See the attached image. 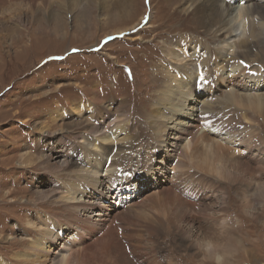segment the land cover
<instances>
[{"label":"rangeland","instance_id":"1","mask_svg":"<svg viewBox=\"0 0 264 264\" xmlns=\"http://www.w3.org/2000/svg\"><path fill=\"white\" fill-rule=\"evenodd\" d=\"M93 1L94 4L90 6L86 0H36V2L34 0H0V260L3 261L2 263L24 264L25 261L21 260L23 258L19 255L21 251H24L21 249L22 245H27V243H31V240L41 237L36 230L45 229L43 218L46 219L49 215L66 211L64 208L61 209L60 195H56L52 199L41 200L42 195L56 191L66 192L72 185L74 189H87L89 194L82 199L91 198L100 207L95 212L94 209L79 210V216L83 213L78 220L79 223L82 222V225L88 224V217L93 220L107 218L109 212L113 213L118 208L122 209L124 203H119L120 200L124 202L132 200L138 206V212L146 215L144 211L149 207H153V211H156L155 208L160 211L158 202L162 198L158 197L159 201L156 200V197L151 196L152 192H155L156 185L160 186V191L163 190L162 187L171 181V176H173L172 180L176 181V175L184 169L181 166L174 168L179 160H187L204 168L218 169V166L212 163L197 161L193 157L194 152L191 153L190 150H188L190 151L189 155L192 154L190 158L180 157L183 155L186 143H190L189 137L193 131L194 133L205 132L213 137H218L232 145L233 150H244L248 144H245L243 140H248L252 136L246 130L249 121H241L235 111L223 106L222 102H225L223 95L227 90L239 89H243L245 90L243 92L247 91V93L264 94V78L262 77L261 80L252 79L249 76L239 75L238 72L226 70L223 73L225 74L223 85L216 90L200 88L188 98L187 106L182 112H178L171 120H164L165 126H168L167 135L163 138L166 144H159L158 136L155 135L156 130L150 125L152 124L153 110L159 107L157 102H153L154 98L151 96L153 91L150 87L152 81L159 83L156 78L162 80L165 77V73L159 65L160 61L166 59L163 50L166 44L165 39L175 34V28L184 27L187 31L181 32L177 38L189 37L190 34L193 38L203 35L202 37L207 40L210 47L218 48L219 43L216 40V35L220 34L193 33L195 30L194 14L184 16L179 9L168 8L164 0H132L131 10L134 16L131 19L135 22L137 20V23L142 13L151 7V1L155 8L149 15L147 11L145 20L138 23L134 29L124 31V33H112L118 25L112 20H107L106 23L102 22L99 18L102 0ZM138 10L142 12L135 16V11L138 12ZM151 18H153V22L148 26L147 22ZM116 22L118 23L119 20ZM131 24L129 23L125 27ZM238 34L239 32H233V37L229 41L233 44L234 41L237 42ZM188 59L189 57L183 60V63L173 60H168V63L171 68V66L185 64ZM209 64L213 68L212 63ZM164 67L168 68L166 63ZM252 67L256 68L255 65ZM262 69L264 70V67ZM238 81L241 85L226 87L228 82L233 84ZM60 85L63 86L60 87ZM48 89L47 93L43 92ZM93 89L104 92L107 98L104 106L113 103L108 105V109L111 107L113 116L127 112L125 108L121 109V97L115 96V89L122 90V95H129V99L134 103L136 109L140 108L136 120L134 119L137 125L132 127L133 120L131 123L125 122L120 125L117 123L118 120H114L113 117L107 121L109 130H104L105 128L101 125L104 128L103 132L90 134L85 126L93 118L92 108L96 107L95 104L90 103ZM82 101L90 107L80 111L77 107ZM208 105L213 107L214 121L200 116L203 111L208 112ZM233 113L234 115H232ZM32 115L35 117L33 121L30 120L33 118ZM258 120L257 126L261 132H264L262 130L264 129V118H258ZM120 121L123 122V120ZM48 125L57 134L52 139L45 134ZM173 125L177 127H173ZM43 128L45 129L43 130ZM230 128L239 129V131L233 136L230 133ZM192 129L193 131H191ZM176 133L181 136V139L178 140V145L175 148L172 144L177 141L174 135ZM127 135H129L128 138ZM139 135H142L143 139H140ZM85 138L96 146H86ZM130 145L133 146V149ZM159 146L162 147L161 150H157ZM112 148L120 152L119 159L123 161L132 159L130 161L133 169H138L140 164L146 162L151 168L158 166L155 168L158 169V173L154 175L151 172L152 175L145 176L142 174L144 171L140 170L132 179V182L135 183L132 188L119 191L117 187L116 193L114 192L116 190H112L110 193L101 192L99 187H93L89 182L83 180L84 176L81 177L79 174L93 169L94 163L99 158L109 159L112 157L113 153L108 151ZM154 151L157 152L154 153ZM251 151L255 157L264 159V152L258 147L244 151L243 154L251 153ZM200 153L201 151L198 155ZM233 153L231 155H237ZM231 155L219 160L223 164H227L226 167L229 170L227 177L206 174L205 171L197 169L194 165L188 170L184 169L186 172L181 177L183 185L198 189V191L203 189L206 194L207 197H205L203 205L198 206L194 215L202 226L205 221L211 223L212 219H215V223H213L215 228H218L217 235H220H218L217 245L220 250L228 252L225 258L226 262L218 263L205 257L199 248L192 245V239H187L186 235L174 228L175 240H171L172 242L163 240H169L164 231H161L160 237L156 238L157 242H166L163 252L157 250L162 263L152 262L150 255H146L143 258L136 256L137 264H170V259L171 263L175 261L172 264H235L232 263L233 260H239L237 255L238 253L244 254V249L235 241L237 234L231 235L230 231L238 230L240 221H244L243 225L247 226L244 229L247 232L244 236L248 237L246 245L250 252L247 256L241 254L240 264H264V245L262 248L257 244L260 240L264 243V161L261 165L254 164L249 167L244 161L242 162L236 159V156ZM165 156L166 158L163 159ZM74 157L82 159L83 163L80 164L82 167L80 165L70 166L71 159ZM9 158L10 160L14 159L8 161ZM74 160L77 161V159ZM46 164L50 166L47 167ZM124 165L129 167L127 161ZM31 167L37 168L32 170ZM108 171L109 169L104 167L102 174L100 172L95 177L102 180L107 179ZM205 176L207 180L204 178ZM155 177L157 180L154 179ZM210 179H214L216 184L212 183ZM69 181L70 183H68ZM222 189L225 192L228 206H230L227 207V211L218 212V209L226 206L219 196ZM10 191L11 194L8 193ZM100 208L105 209L101 210ZM203 208L211 210L202 213ZM99 212L102 213L101 217ZM152 212L148 217H152ZM205 214L212 215L211 219H208ZM133 222H130L128 226H133L131 225ZM191 222L192 218L182 223L184 231L190 228ZM66 228L64 229L66 233H61L67 237L64 242L67 239L68 244L73 241L72 244L76 246V250L82 251L92 243L87 241L85 247L83 244L80 246L81 233L83 232L77 226ZM141 228L144 229V232L147 229ZM258 231L261 234L257 237ZM143 234L147 238V234ZM212 236L214 237V235ZM257 238L259 241H256ZM131 258L133 257L131 256ZM85 264H93V262Z\"/></svg>","mask_w":264,"mask_h":264},{"label":"bare ground","instance_id":"2","mask_svg":"<svg viewBox=\"0 0 264 264\" xmlns=\"http://www.w3.org/2000/svg\"><path fill=\"white\" fill-rule=\"evenodd\" d=\"M34 1L36 2V0ZM86 1L89 2L90 6L94 4L93 0H86ZM164 1L166 2V6L168 8H172L173 10L179 9L181 11V14L184 16H190L194 14L193 16L195 17L194 18L195 30L193 33L200 34L201 32H203L206 35L219 33L220 35L219 36L216 35L217 37L216 40L219 43L218 48L215 46L213 48L212 46L210 47L208 45L207 40H204V38L202 37L203 35L198 38L197 37L193 38L190 34L189 37L183 36L182 38L181 37L177 38V36H179L181 32L187 31V29L184 27L175 28L177 27L175 25L174 27L175 30L173 29L175 34L172 35L170 38L165 39L166 44L164 45L163 50L165 52L166 59L160 61L159 64L160 68L162 67L161 69H163L165 73V77H163L162 80L156 78V81H158L159 83L157 82L155 83L154 81H152L150 87L153 91V95H151L154 98L153 102L154 101L157 102L159 106L153 110L152 121H151L152 124L150 125L152 126L153 129L156 130V133L155 132L154 133L156 136H158L157 141H159V144L161 145L166 144L165 143L166 141H164L163 138L167 135L168 126H165L164 120H171L175 117V115L178 112H182L183 109L186 108L187 106L186 103L188 101V98L191 95H193L196 91L200 90V88L216 90L221 85H223L224 84L223 82L225 81L224 79L225 74L223 73L226 70H230L234 73L238 72L239 75L249 76L252 79L261 80L262 77L264 78V70L262 69V67H264V0H250V1L249 0H164ZM131 8H132V0H102L101 12L99 18H101L100 20L102 22L106 23L107 20H112L114 21V23L118 25V27L112 33H124V31L126 32L127 30L130 29L132 30V28L134 29L136 25H138V23L143 22V20H145L146 17V12L148 11L147 13L148 15L152 13V10H154L155 5L154 4L152 5V1H151V7L147 9V11H144L142 13V16L140 15L141 18L138 21V23L137 20L135 22L132 21L131 19L132 16H134ZM140 12L142 11L140 10H138V12L135 11V16L137 14H140ZM116 20L117 21L119 20V22L117 23ZM152 22H153V18L148 20L147 25L149 26L150 23ZM129 23L132 24L128 25V27H125V25L127 26V24ZM233 32H239L238 34L239 39L237 38L238 41L237 42L234 41V44L229 41L233 37ZM213 54H215V56H212ZM188 57L189 59L185 64L174 67L171 66L170 68L168 60L179 61V62L182 61L183 63V60H185ZM165 63L167 64L168 68L164 67ZM209 63H212L213 68ZM252 65L253 66L255 65L256 68H253ZM254 84H257V82H254ZM63 85H60V87H62ZM230 85H233L235 87L236 85H241V83L240 81L233 82V84H230L228 82L226 87H229ZM47 91H49V89L43 92L47 93ZM243 91L245 90L243 89L229 90V91L227 90L225 94L223 93L224 94L223 98H225V102H222V104L223 106L229 107L228 108L229 110L235 111V114H237L239 117L237 115L236 116L238 117V119L240 118L241 121H245V120L249 121L248 123L249 125L247 126L248 128L246 130H248V133L251 134L252 136L248 140L247 139L243 140L245 144H248L247 147L244 150L241 149L233 150L232 145H229L226 141H223L218 137H213L205 132L194 133L192 129L191 131H193V133L191 134V137H189L190 140L188 139L191 144L186 143L185 150L183 151V155L180 157L185 158L186 156V158H190V155L192 156V154L189 155L191 151V153L194 152L193 157H195L197 161L201 163H212L218 166V169L214 170L211 168H204L199 164L189 162L187 160H179L177 166L174 168H179L181 166L184 167V169L188 170L192 165H194L197 167V169L205 171L206 174L208 173L209 175L215 174L220 177H227V174L229 172L228 168L226 167L227 164L225 165L219 160L220 159L222 160V158L229 157V155H231V153L233 152L236 153L237 155L234 156L231 155V156L233 157L236 156V159H239L242 162L244 161L246 165L249 167L253 166L254 164L261 165L263 163L264 161L263 157H255L252 151L251 153L249 152L250 154L249 153L243 154V152L249 151L252 148H257V147L264 152V137L262 135L263 131L261 132L259 130L256 123L259 122L258 118H264V94L256 93V92L247 93V91L246 92ZM115 92H116L115 96L121 97V102H120L121 109L125 108L127 112L113 116L111 107H109L108 109V105L110 106V104L113 103H108L107 106H104V103L107 100L104 92L100 90L95 91L93 89L90 95L92 97V101L90 103L95 104L96 107L92 108L93 118L89 120L88 124L85 126V128L90 134H98L108 129L109 126L107 121L109 119H112L113 117L114 120H118L117 123L119 124L125 122L128 124V122L131 123V121L133 120V122L131 123L132 127H134V125H137V122H135L134 119L136 120L139 111L138 109L140 108L136 109L134 103H132L131 99H129V95L127 94L122 95L123 93L122 90L115 89ZM148 96H150V94H148ZM79 103H77L79 104L77 109H79L80 111L82 109H86V107L88 108L89 106L83 101ZM207 111L208 112L203 111V113H201L200 116L207 117L209 121H214L215 115H213L214 114L213 107L208 105ZM232 115H234V113ZM33 116L34 115H32V117ZM34 118L35 117H33L30 120L33 121ZM120 120H123V122H121ZM174 126L176 125H173V127ZM45 128H43V130ZM229 130L233 136L234 134L237 133V131H239V129H234V128H230ZM45 134H47L48 138L50 139H52L53 136L57 135L55 131L50 129L49 125L45 129ZM174 135H175V140L177 141L172 145H174V147L176 148L178 145V140L181 139V136L178 135L177 133ZM128 137L129 135H127V138ZM138 137L140 139L141 138L143 139L142 135H139ZM85 141L87 142L86 146L88 147H90V145L96 146L94 143L87 141L86 138ZM124 141L126 142V140ZM131 147L133 149V146ZM161 149L162 147L159 146L157 150H161ZM108 151L113 153V156H115V158H112L113 156L109 157V159L99 158L94 163L93 169L85 173L84 171L80 172L79 174V176L81 177L84 176L83 179L84 181L89 182V184H91L95 188L99 187L100 191L103 193H110V191L112 190H116L114 191L116 193L118 191L117 187L119 188V191L120 189L122 191L123 189L126 190L132 188V186L135 184L134 182H132V179L134 178V176H136V174L140 170L144 171V173L142 172L141 173L144 174L145 176H150L152 175V173L154 175L158 173L157 171L158 169H155L158 166L151 168V166L147 165V163L144 162L139 165L138 169H133L131 167L132 162L130 161L132 159L130 160L124 159V161L122 159H119L120 152H117L115 148H112ZM200 151L201 153L198 155ZM156 152L154 151V153ZM165 158L166 156L163 159ZM74 159H77V161ZM233 159L235 160V158ZM9 160L10 158L8 159V161ZM71 160L72 161L70 162L71 163L70 166H74V165L77 166L83 163L82 159H78L75 157L72 158ZM126 161L128 162L129 167H125L126 165H124ZM40 165L42 166V163H40ZM48 166L50 165L48 164L47 167ZM80 166L82 167V165ZM104 167L109 169L108 171L109 174L108 176L106 175L107 179H103V180L97 179L95 176L100 174V172L102 174V168ZM36 168L37 167H31L32 170ZM184 169L179 174L176 173L178 174L175 177L176 181L172 180L173 176H171L170 178L171 181L169 180L170 182L166 183V185L162 187L163 190L160 191L159 190L160 186L157 185L155 186V192L154 193L152 192V195L151 194L150 195L156 197V200H158L157 199L158 197L162 198V200L161 199H159L160 201L158 200L159 201L158 207L161 212L158 211L157 208H155L156 211H153V207H149L146 208V211H144L146 212V215L138 212L137 210L138 206H136V203L134 204L132 200L127 202L120 200L119 203H124V207L122 209L118 208L113 213L112 212H109L108 214L106 213L107 218H99L98 220H93L92 218L88 217L87 218V220L89 221L88 224L82 225L81 224L82 222L79 223L78 220L80 219V216L83 213L79 216V210L82 211L83 209L85 210L94 209L93 211L95 212L100 207V205L96 201H92L91 198L88 200L82 199L89 194V191L87 189H83V190L74 189L72 185L69 186L66 192L56 191L42 195L41 200H45L47 198L52 199L56 195H60L61 198L59 201H60L61 209L64 208L66 209V211L64 212L61 211V213H54V215L52 216L50 215L47 216L46 219L43 218L45 220V229H44L45 231L36 230V232L40 233L41 237L38 238L37 240H31V243H27V245H22L21 249H24V251H21L19 253V255H21L23 258L21 260L25 261L24 264H58V263L85 264L88 262H93V264H137V261H135L137 260L135 259L136 256L143 258L146 255H150V258H152V262L162 263L158 251L163 252L165 250L164 246L166 245L165 244L166 242H157L156 238L159 236L161 231H164V233H166L169 240L168 239H163V240L172 242L173 240H175V236H174V228H175L178 229L182 234L186 235L187 239H192L191 240L192 245L195 246L196 248H199L202 251V253L205 254V257L214 260L215 262L218 263L226 262L225 258L228 255L227 254L228 252L225 250H220L217 245L218 244L217 241L219 240L218 239L219 234L217 235L218 232H216L218 228H215L214 226L215 219H212L213 221L211 223L209 221H205L204 225L202 226L199 224L200 221L198 222L197 218L194 215V211L198 210V206L201 207V205H203V202L206 199L205 197L207 196L204 193L203 189H200V191H198V189L196 190L183 185V180H181V177L186 172V170ZM103 172L105 173V171ZM256 175H258L257 172ZM204 178L207 180L206 176ZM154 179L157 180L156 177ZM210 180L212 183L216 184L214 179L213 180L210 179ZM68 183H70V181ZM83 185L88 186L87 184H83ZM8 193L11 194V191ZM219 194H220L219 196L222 199V202L226 203V206H223L220 209H218V212H225L228 209L227 207H229L230 205L228 206L227 199L225 197V192L223 189ZM245 199L247 200V198ZM143 206L145 207V205ZM100 209L104 210L105 208L104 209L100 208ZM199 210L201 211V209ZM207 210H211V209L203 208L202 213H205ZM94 212L93 214H95ZM150 212H152L151 213L152 217H148ZM99 214L101 217L102 213L99 212ZM209 214H205V215L208 219L209 218L211 219L212 215ZM190 218H192V222L190 224L191 226L189 229L184 231V227H182L181 225L182 223L189 221ZM133 221H136L137 223L134 224ZM130 222H133V224L131 223V225L133 226H128ZM242 222L240 221V226L238 230L230 231L231 235L237 234V238L235 241H237L236 243L237 244L239 243V245H241V247H243L244 249V254L238 253L237 255V258H239V260L236 259L233 260L232 263L235 264H240V260H242L241 254L247 256V254L250 253L248 252V247L246 245V241L248 237L244 236L245 233H247L246 231H244L245 227L247 226L243 225ZM72 226H77L83 232L81 233L80 246L83 244V246L85 247L86 246L85 243H87V241L92 242V243L89 242L90 244L87 245L82 251L76 250V246L72 244L73 241L69 242L68 244V239H67V241L64 242V240L67 237L65 235H62L61 233L65 232L64 229H67L66 227L70 228ZM40 227L39 229H41ZM141 227L147 228L145 229V232L144 229L142 230ZM143 233L147 234V238ZM260 234L261 233L258 231L257 237ZM212 235H214V237ZM256 241H259V239ZM257 244L263 248L264 245L263 241L260 240L259 242H257ZM56 250L57 252H55ZM131 256L133 258H131ZM248 256L250 257V254ZM2 262L3 261L0 260V264H7L5 262L4 263ZM173 262L175 261H172V263ZM169 263L172 264L171 259L169 260Z\"/></svg>","mask_w":264,"mask_h":264}]
</instances>
